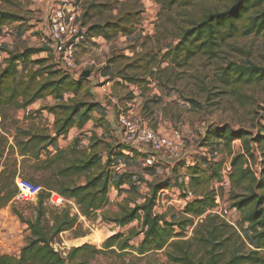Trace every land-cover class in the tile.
<instances>
[{
	"label": "rangeland",
	"instance_id": "1",
	"mask_svg": "<svg viewBox=\"0 0 264 264\" xmlns=\"http://www.w3.org/2000/svg\"><path fill=\"white\" fill-rule=\"evenodd\" d=\"M95 1L109 2L112 5L103 9L100 14L92 16L88 21L89 24L97 19L102 20L108 13L114 16L119 8L122 13L130 9L139 10L131 33L118 34L109 40L102 36H92L95 39L93 42L86 39L77 46L74 53L79 58L91 55L98 60L103 59L104 65L100 75L114 82L111 91L119 106L108 101L100 105L95 100L93 88L101 83L95 79V84L94 76L98 74L95 72L94 75L92 71L98 68L85 66L83 63L80 64L82 62L80 61L78 64L76 62L77 67L70 72L54 53L42 52L34 55L33 59L45 58V65H53V69L67 73L72 79H78L84 70L90 71L88 77H83L82 87L76 93V98L95 104L90 119L81 125L75 123L57 140V148L64 150V153L63 159H57L55 165H61L63 161L74 158L66 149L73 140H76L77 149L90 151V147H93L100 162L98 169L107 168L114 179L115 173L109 168L108 159L126 157L124 152L128 151L129 147L121 138L118 113L120 111L126 113V110L130 109L158 132L181 133L182 151L179 159H171L163 155L151 172L145 164L144 157L136 154L138 152L136 149H132L133 155H128L125 161L121 159L125 164V172L121 176L123 182L119 188H116L111 181L107 202L89 218L79 213L73 200L52 192L43 202L44 224L52 226L54 216L61 210H67L70 216H76L71 228L55 236V248L65 255L84 243L67 264L80 262L83 264H180L168 258L167 253L173 250L171 246L159 251L137 253L136 247L143 238L141 234L132 238L129 247L123 251L116 248L109 250L102 248V235L107 229L114 227L111 218L119 213V204L132 207L134 204L142 203L145 194H148L151 188L147 183L151 182V184H163V188L168 190L166 194L162 193L163 188L158 192L157 206L154 208L156 213L165 216L167 220L179 221L190 215L184 213L179 201L183 195L180 186L185 190L194 191L197 196H204L207 193L217 195L215 203L231 210L228 220L217 215L212 221L221 229L222 238L231 236L224 247L215 249L217 257L221 258L220 262L228 260L231 252L246 253L252 250L255 240L245 230L242 213L236 208L233 210L232 204L236 196L248 194L254 186L249 178L240 180L238 176H234L232 179L228 171V163L232 155L242 151L245 140L253 154L254 167L259 169L260 164L264 168V82L222 87L218 83L217 75L218 68L229 61L251 62L264 66V37L262 35L234 37L217 50L216 57L212 60L197 55L182 66L172 65L168 60H162V55L166 49L176 43L174 36L178 34L180 26L186 27L187 17H198L209 6L221 10L228 1L195 2L190 5H168L169 0H115V5L113 0ZM56 3V0H48L46 5L42 0H0V9L14 12L19 16V20L0 27V69L9 51L21 52L26 47H42L41 38L47 33L49 25L48 15L52 5ZM98 37L103 38L101 44L97 41ZM29 67L34 68L36 65ZM17 70L22 73L23 66L19 65ZM125 82L136 87V100H133L135 95ZM70 97L73 95L66 94L64 101ZM53 103L51 97H46L26 108L9 110L8 117L4 122H0V135L3 136L6 146L0 158V172L11 164L18 170L14 177L18 191L0 208V224L5 227L8 235V241L1 243L0 252L7 249L3 247L4 245L13 252L14 250L20 252L26 242L28 230L19 215L24 219H34L38 200V189H24V187L32 186V183L39 178L44 181L51 175L50 170L38 165L40 163L36 164L30 158L19 156L15 151L10 154V146L14 143L13 128H15L11 118L16 119L23 129L45 131L51 136L54 134L53 123L57 118L56 113L63 116L59 108L54 113L42 108ZM220 129L242 132L243 137L232 141L220 139L213 133ZM49 149L53 148L49 147ZM191 159H195L200 164L201 180L199 183L193 182L190 186L185 183L184 176L188 174L186 161ZM12 161H15V164ZM214 167L220 168L219 178L212 175ZM78 181L82 182V179ZM172 186H176L177 191L179 190L180 198L171 190ZM255 192L261 193L257 190ZM162 196H164L163 201ZM195 222L197 218L194 219L193 226ZM201 232L203 233V229L196 233H186L181 240L187 242L185 247L190 250L195 261L199 260L206 264V249L199 240Z\"/></svg>",
	"mask_w": 264,
	"mask_h": 264
},
{
	"label": "trees",
	"instance_id": "2",
	"mask_svg": "<svg viewBox=\"0 0 264 264\" xmlns=\"http://www.w3.org/2000/svg\"><path fill=\"white\" fill-rule=\"evenodd\" d=\"M113 1L115 5V0ZM226 1L228 4H225L221 10L209 6L200 16L187 17L186 27L180 26L178 34L174 36L176 43L165 50L162 60H168L172 65L177 66L188 63L197 55L212 60L216 57L217 50L231 38L251 35L264 37V0H169L168 5H190L195 2L225 3ZM111 5L109 2L102 3L95 0L82 1L80 20L82 25H87L88 36H102L109 40L118 34L131 33L139 10L130 9L122 13L119 8L114 16L108 13L102 20L97 19L88 23L92 16L100 14L103 9L110 8ZM17 20H19L18 14L0 9V27ZM42 52L51 53L44 46L26 47L21 52L9 51L0 69V122H4L8 117L9 110L26 108L33 102L46 97H51L54 103L42 108L51 113L59 108L63 114L61 116L60 113H56L57 118L53 123L54 134L51 136L45 131L23 129L16 119L11 118L15 128H13L14 143L10 146V154L15 151L19 156L30 158L36 164L40 163L38 165H43L44 169L50 170L51 175L44 181L39 178L32 181V186L24 187V189H38L35 217L24 219L19 215L21 221L27 225L26 242L18 256L0 254V264H67L70 262L84 243L62 255L54 246V238L59 232L71 228L76 221V216H70L67 210H61L54 216L53 225L49 227L43 222L44 200L55 192L59 196L73 200L79 213L89 218L107 202V192L111 181L116 188H119L123 182L121 176L125 172L115 173L117 177L114 176L113 179L107 168L98 169L100 162L96 158L93 147H90V151L77 149L76 140H73L66 149L67 153L71 152L74 158L63 161L61 165H55V162H58L57 159H63L64 153V150L57 148V140L64 136L75 123L81 125L89 120L95 104L76 98L77 91L82 87L83 77L72 79L67 73L53 69V65H45V58H32ZM19 65L23 66L22 73L17 70ZM29 65H36V67L30 68ZM218 69L217 80L222 87L264 82V66L255 63L229 61ZM66 94H72L73 97L64 101ZM213 133L218 138L229 141L243 137L242 132H231L227 129L215 130ZM243 143L242 151L230 157L228 171L232 179L234 176H238L240 180L249 178L254 186L248 194L236 196L232 204L233 208L242 213L245 230L255 240L252 250L246 253L231 252L228 260L220 262L221 258L217 257L215 249L224 247L231 236L222 238L221 229L212 222L217 215L205 214L206 210L213 208L216 204L214 195L207 193L204 196H197L191 190L194 198L188 201L183 209L184 213L190 215L179 221L167 220L165 216L154 211L157 206L158 192L163 188V184H151L146 181L147 186L151 188L149 193L145 194L142 203L134 204L132 207L123 203L119 204V213L111 218L114 227L107 229L102 235V248L105 250L116 248L123 251L129 247V241L132 238L141 234L143 238L136 247L139 254L159 251L171 246L173 250L168 252L167 256L173 262L203 264L193 259L190 250L185 247L187 242L181 238H184L187 227L193 224L194 219L204 215L200 221L198 220L199 222L195 223L191 232L196 233L203 229L199 240L206 249V264H264V168L260 164L259 169L254 167V157L249 144L245 140ZM5 149L4 138L0 135V158ZM127 150L128 153L124 152L126 157L133 155V150L129 147ZM136 154L145 157V154L139 151ZM126 157L110 158L107 164L110 168L121 159L125 161ZM12 163L15 164V161ZM154 166H148V170L152 172ZM187 167L185 183L190 186L193 182L199 183L201 180L199 162L194 159L193 164ZM219 169V167L212 169V175L215 178L220 177ZM17 171V168L11 164L0 172V208L7 204L18 191V184L14 183ZM79 179H82V182H79ZM254 188L261 193L255 192ZM180 191L183 195L181 196L178 190L179 195L185 197L186 190L183 186H180Z\"/></svg>",
	"mask_w": 264,
	"mask_h": 264
},
{
	"label": "built area",
	"instance_id": "3",
	"mask_svg": "<svg viewBox=\"0 0 264 264\" xmlns=\"http://www.w3.org/2000/svg\"><path fill=\"white\" fill-rule=\"evenodd\" d=\"M57 3L52 5L48 15V30L41 38L42 46L46 47L51 53L57 55L65 68L70 72L77 67L75 60V50L77 46L86 41L87 28L82 25L80 16L82 13L81 0H56ZM85 66L95 67L96 62L93 59L87 60ZM118 125L121 138L124 144L132 149L145 154L144 161L147 166H154L161 161L162 156L166 155L171 159H179L182 151V135L178 131L172 133H161L149 126L145 120L136 113L123 112L118 113ZM129 148V149H130ZM125 153H128L126 151ZM187 165H192L193 160H187ZM114 173H122L125 171V164L119 160L110 166ZM187 181V178H185ZM174 194L179 197L176 190ZM217 202V195L214 196ZM194 198L191 190H186L185 197H181L179 201L184 208L186 203ZM235 210V208H233ZM231 210L220 206L218 203L211 209L206 210L205 214L211 213L228 220ZM203 216L197 218L201 220ZM196 223V222H195ZM233 224V222H230ZM195 225V224H194ZM192 226H188L186 233H191ZM8 235L5 227L0 224V246L1 243L7 242ZM2 247V246H1ZM3 252L0 254L18 256L19 251L8 249L7 245L3 246ZM10 248V247H9ZM11 251V252H10Z\"/></svg>",
	"mask_w": 264,
	"mask_h": 264
},
{
	"label": "crops",
	"instance_id": "4",
	"mask_svg": "<svg viewBox=\"0 0 264 264\" xmlns=\"http://www.w3.org/2000/svg\"><path fill=\"white\" fill-rule=\"evenodd\" d=\"M82 1L83 0H81V2ZM42 2L45 5L48 4V0H42ZM88 37H90V36H87V41H92L93 42L95 40V39H93L92 36H91V38H88ZM98 38H99V40L97 39V41L99 43L101 41H103V38H101V37H98ZM91 47L93 48V45H91ZM100 49H102V48L100 47ZM90 59H93L96 62V66L95 67L98 68V70L95 71V69H94V71H92V74L95 75L96 74L95 72H97V74H98L97 76H94L95 77L94 80L96 79L97 81H99V83H101L99 86H95L93 88V92L95 93V96H94L95 100L98 101V103H100V105H103L105 103V101H108V102H110V103H112L114 105L116 104L117 106H119V104L117 102V99L114 97L113 92L111 91V87L113 86L114 82L112 80H109L107 77L104 78L103 75L102 76L100 75V71L102 70V66L104 65L103 59L98 60V59L95 58V56H91V55H89V56L84 55L83 57H80V58L78 56H75V60H76L77 64L80 61H82V62H80V64H82V63L84 64L87 60H90ZM96 80L94 81L95 84H96ZM125 84L129 85L130 89L132 90V93L135 95L133 100H136V98H137L136 97L137 96L136 87H134L131 83L125 82ZM118 108H120V107H118ZM126 111L127 112H131L132 109L126 110ZM171 190L172 191H176L177 190L176 186H172ZM167 192H168V190H165V188L162 189V193L166 194ZM161 198H162V201H163L164 196H162Z\"/></svg>",
	"mask_w": 264,
	"mask_h": 264
},
{
	"label": "water",
	"instance_id": "5",
	"mask_svg": "<svg viewBox=\"0 0 264 264\" xmlns=\"http://www.w3.org/2000/svg\"><path fill=\"white\" fill-rule=\"evenodd\" d=\"M90 74V71L89 70H84L82 73H81V77H88Z\"/></svg>",
	"mask_w": 264,
	"mask_h": 264
}]
</instances>
